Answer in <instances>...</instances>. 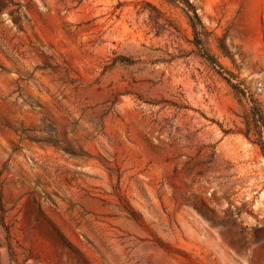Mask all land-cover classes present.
I'll use <instances>...</instances> for the list:
<instances>
[{
  "label": "rangeland",
  "instance_id": "374dc122",
  "mask_svg": "<svg viewBox=\"0 0 264 264\" xmlns=\"http://www.w3.org/2000/svg\"><path fill=\"white\" fill-rule=\"evenodd\" d=\"M191 1L223 72L181 4L0 0V264H264V0Z\"/></svg>",
  "mask_w": 264,
  "mask_h": 264
},
{
  "label": "bare ground",
  "instance_id": "6f19581e",
  "mask_svg": "<svg viewBox=\"0 0 264 264\" xmlns=\"http://www.w3.org/2000/svg\"><path fill=\"white\" fill-rule=\"evenodd\" d=\"M4 16L8 18L6 13L4 14ZM128 105L129 104H125V106H128ZM106 127H107L106 129L107 132L112 133L113 136L116 135L118 139H120L121 129L119 125H117L116 123H113L110 120H107ZM88 169L102 174L104 178L106 176L103 169L99 168L97 165L89 166ZM183 218H184V223H185L184 227H186V229L192 232L194 236H198L199 234L204 235L205 240L208 242V244H210L211 246L215 247L218 250V253L222 259L230 260L228 244L225 241L220 240V237L216 235L207 226V221L203 220L195 212H192L188 209L184 213Z\"/></svg>",
  "mask_w": 264,
  "mask_h": 264
},
{
  "label": "trees",
  "instance_id": "16d2710c",
  "mask_svg": "<svg viewBox=\"0 0 264 264\" xmlns=\"http://www.w3.org/2000/svg\"><path fill=\"white\" fill-rule=\"evenodd\" d=\"M170 2L176 3V4H181L183 6V9L185 10L190 24L193 29L194 33V40L193 43L197 47V53L200 55L202 58L207 60L210 64H212L214 67H217L220 72H223L224 69L220 62L218 61L217 57L212 54L209 49L206 47V40L204 37L209 36V32H207L206 28L204 27L201 17L199 16L196 7L193 5V2L191 0H168ZM165 27H167L168 30H171L170 34H176L178 29L172 24L170 20H167L165 23ZM173 29V30H172ZM240 89V88H238ZM241 92H243L242 89H240ZM244 93V92H243ZM252 101L254 102L255 106L256 101L252 98ZM254 115H261L260 112H257L256 109L253 111ZM262 148L264 151V143H262Z\"/></svg>",
  "mask_w": 264,
  "mask_h": 264
}]
</instances>
